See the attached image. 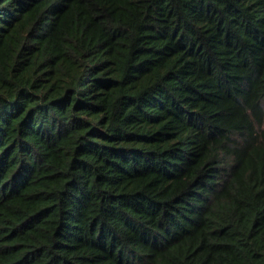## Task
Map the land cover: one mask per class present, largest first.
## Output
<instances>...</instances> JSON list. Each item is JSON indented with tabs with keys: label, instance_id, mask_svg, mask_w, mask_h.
<instances>
[{
	"label": "trees",
	"instance_id": "1",
	"mask_svg": "<svg viewBox=\"0 0 264 264\" xmlns=\"http://www.w3.org/2000/svg\"><path fill=\"white\" fill-rule=\"evenodd\" d=\"M0 264H264V0H0Z\"/></svg>",
	"mask_w": 264,
	"mask_h": 264
}]
</instances>
